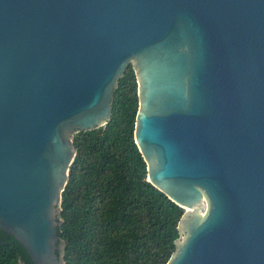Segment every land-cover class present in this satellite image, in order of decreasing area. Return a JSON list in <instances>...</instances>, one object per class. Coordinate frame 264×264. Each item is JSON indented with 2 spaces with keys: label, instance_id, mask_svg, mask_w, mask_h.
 <instances>
[{
  "label": "water",
  "instance_id": "obj_1",
  "mask_svg": "<svg viewBox=\"0 0 264 264\" xmlns=\"http://www.w3.org/2000/svg\"><path fill=\"white\" fill-rule=\"evenodd\" d=\"M130 65L147 180L184 209L167 264H264V0H0V230L66 264L73 138Z\"/></svg>",
  "mask_w": 264,
  "mask_h": 264
},
{
  "label": "trees",
  "instance_id": "obj_2",
  "mask_svg": "<svg viewBox=\"0 0 264 264\" xmlns=\"http://www.w3.org/2000/svg\"><path fill=\"white\" fill-rule=\"evenodd\" d=\"M139 108L132 65L119 80L112 119L74 135L76 156L62 193L66 264H167L184 209L148 180L135 142ZM0 264H35L24 245L0 230Z\"/></svg>",
  "mask_w": 264,
  "mask_h": 264
}]
</instances>
